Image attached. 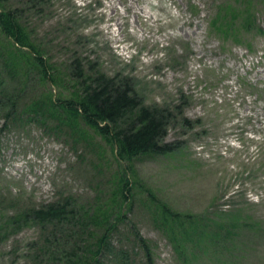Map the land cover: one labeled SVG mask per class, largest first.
<instances>
[{
  "label": "rangeland",
  "instance_id": "1",
  "mask_svg": "<svg viewBox=\"0 0 264 264\" xmlns=\"http://www.w3.org/2000/svg\"><path fill=\"white\" fill-rule=\"evenodd\" d=\"M229 6L247 15L251 31L243 29L242 18L223 31ZM30 17L31 29L54 57L65 59L76 49L98 61L102 71L132 77L147 105L182 106L167 137L179 150L139 158L130 167L91 131V144L76 145L25 121L3 129L0 264H34L33 246L44 238L35 225L14 232L7 218L68 196L85 212L126 213L127 223L113 244L127 250L129 264L145 262L130 237L131 225L150 243L155 264H264V164L258 158L264 132L259 93L264 90V34L258 31L264 28V0H48L43 16ZM37 86L44 90L42 83ZM33 96L26 93L22 106ZM181 117L194 127H184ZM3 121L0 115V128ZM161 203L198 220L209 216L214 223L220 217L262 229L231 227L237 239L228 251L205 252L190 243L184 260L163 231ZM237 210L244 219H238ZM209 220L208 227L214 226ZM53 252L56 264H67L66 255L55 247ZM101 260L121 264L111 254Z\"/></svg>",
  "mask_w": 264,
  "mask_h": 264
},
{
  "label": "trees",
  "instance_id": "2",
  "mask_svg": "<svg viewBox=\"0 0 264 264\" xmlns=\"http://www.w3.org/2000/svg\"><path fill=\"white\" fill-rule=\"evenodd\" d=\"M12 1L0 0V115L4 119L0 132L25 121L75 144H91L88 133L91 131L111 144L117 158L130 167L139 158L164 156L179 150L177 144L167 142V137L169 128L183 114L182 106L170 110L147 105L132 77L110 75L102 71L98 61L85 59L76 49H69L65 59L54 57L50 47L30 26V16L46 13L48 0H20L19 4ZM229 9L231 16L224 19L223 31H231L241 18L243 22L248 20L247 15L239 14L236 6ZM250 26L251 22L246 21L243 29ZM36 76L40 82H36ZM38 83L43 84L44 90H38ZM55 88L59 89L58 96L53 93ZM60 89L70 91V96H62ZM30 92L33 98L22 106L24 95ZM181 122L188 129L194 127L186 118L181 117ZM259 154L264 164V137ZM159 210L165 219L163 231L178 255L184 257L188 254L187 241L192 240L188 238L190 233L196 235V243H203L199 247L209 251L208 248L220 246V249L230 248L236 241L235 229H243V224L222 221L220 217L217 221L222 223L217 224L209 216L204 220L183 216L168 204H159ZM126 217L120 211L112 215L85 212L68 197L19 210L7 222L16 233L35 225L44 234L41 244L33 246L37 253L34 264H56L54 247L59 255H66L67 264H102L101 258L107 254L119 258L121 264H129L127 250L113 244V236ZM208 220L214 226L208 227ZM130 235L144 252V264H155L149 242L135 226H131Z\"/></svg>",
  "mask_w": 264,
  "mask_h": 264
}]
</instances>
